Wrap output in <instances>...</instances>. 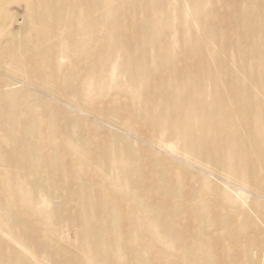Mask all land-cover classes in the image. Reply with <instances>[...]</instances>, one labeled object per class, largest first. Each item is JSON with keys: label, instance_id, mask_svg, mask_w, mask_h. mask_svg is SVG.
I'll list each match as a JSON object with an SVG mask.
<instances>
[{"label": "bare ground", "instance_id": "6f19581e", "mask_svg": "<svg viewBox=\"0 0 264 264\" xmlns=\"http://www.w3.org/2000/svg\"><path fill=\"white\" fill-rule=\"evenodd\" d=\"M262 222L264 0H0V264H264Z\"/></svg>", "mask_w": 264, "mask_h": 264}, {"label": "rangeland", "instance_id": "374dc122", "mask_svg": "<svg viewBox=\"0 0 264 264\" xmlns=\"http://www.w3.org/2000/svg\"><path fill=\"white\" fill-rule=\"evenodd\" d=\"M12 9H13L14 11L21 10V9H20V8H18L16 5H14ZM262 224L264 225V222H262Z\"/></svg>", "mask_w": 264, "mask_h": 264}]
</instances>
